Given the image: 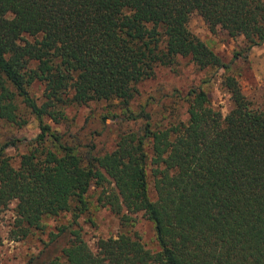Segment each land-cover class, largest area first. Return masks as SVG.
I'll return each instance as SVG.
<instances>
[{"label":"trees","instance_id":"16d2710c","mask_svg":"<svg viewBox=\"0 0 264 264\" xmlns=\"http://www.w3.org/2000/svg\"><path fill=\"white\" fill-rule=\"evenodd\" d=\"M193 14L210 34L241 37L245 53L264 43V0H0V128L31 116L38 129L15 166L5 150L24 139L0 138V214L15 201L11 232L19 239L44 232V218L71 217L50 234L52 242L68 233L59 255L24 264H264V100L253 106L230 63L190 32ZM178 59L221 71L231 108L222 116L194 86L181 97L186 120L152 129L143 107L129 108L136 86ZM92 102L143 124L101 155L91 141L68 145L48 121ZM91 187L122 230L142 213L157 250L121 230L92 252L77 223Z\"/></svg>","mask_w":264,"mask_h":264},{"label":"rangeland","instance_id":"374dc122","mask_svg":"<svg viewBox=\"0 0 264 264\" xmlns=\"http://www.w3.org/2000/svg\"><path fill=\"white\" fill-rule=\"evenodd\" d=\"M187 27L224 63H230V74L237 80L242 94L253 106H260L264 100V43L245 53L241 37L228 38L218 29L215 34H210L202 20L194 14L190 16ZM234 53L241 55L234 60ZM220 75L221 71L212 73L209 70H197L187 59H178L171 67L157 66L151 79L136 86L137 94L129 108L136 112L143 107L150 116L152 129L167 126L174 121L184 122L185 104L181 97L187 89L201 85L207 93L210 106L224 116L230 110L231 102L221 87ZM41 89L42 87L31 89L32 95L38 96ZM118 108L117 105L104 102H92L86 106L70 105L63 109L66 117L64 121L56 125L48 123L68 145H86L91 141L95 146L94 152L101 155L113 149L118 134L136 131L143 124L141 120L121 121ZM25 119L20 127L0 128V138L13 135L17 139H24L16 147L5 150V155L13 166L17 164L20 155L26 152L25 141L32 140L38 133L34 118L27 116ZM146 175L147 195L153 201L155 197L148 169ZM98 192L93 187L89 189L85 197L87 209L77 220L81 238L92 252L96 250L99 239L114 238L122 230L118 219L108 208L98 206ZM14 206L15 201L9 200L0 214V264H24L31 257L42 261L59 255L60 248L68 239V233L59 235L52 242H49L50 234H56L60 226H66L70 222V213L44 218V232L34 231L32 235L19 239L11 232ZM131 219L132 226L122 231L136 232L144 249L155 252L157 247L152 224L140 212L131 215Z\"/></svg>","mask_w":264,"mask_h":264}]
</instances>
